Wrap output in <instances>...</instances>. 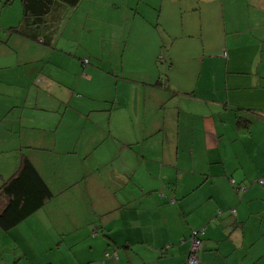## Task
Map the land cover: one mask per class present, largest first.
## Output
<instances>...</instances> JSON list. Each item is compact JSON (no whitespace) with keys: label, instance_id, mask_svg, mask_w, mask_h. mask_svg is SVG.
<instances>
[{"label":"crops","instance_id":"obj_1","mask_svg":"<svg viewBox=\"0 0 264 264\" xmlns=\"http://www.w3.org/2000/svg\"><path fill=\"white\" fill-rule=\"evenodd\" d=\"M244 1L264 24V0ZM240 2L83 0V22L76 20L75 31L94 23L89 16L107 23L108 7L131 9L127 15L135 10V32L133 21L127 32L122 28V37L134 33V49L151 60L135 74V85L145 89L135 86L134 92L120 79L124 67L118 73L102 63L103 53L116 50L94 55L62 45L65 34L47 46L10 33L22 9L2 19L14 1L0 0V177L14 171L17 149L25 147L57 193L54 202L14 228H0V264H184L196 230L203 231L198 264H213L214 257L225 264H260L264 215L248 226V196L254 190L264 194L252 181L264 177V140L253 125L257 113L264 121V110H257L264 108V27L254 32L255 42L242 43L233 12ZM205 27L214 33L215 47L176 44L201 37ZM99 35L106 40L107 32ZM174 45L182 55L164 69L167 89L155 85L156 59L169 56ZM213 54L221 56L214 60ZM85 57L91 58L84 67ZM95 88L99 94L93 98ZM174 97L185 100L187 109L177 107ZM112 99L120 109L131 108L123 110L129 127L120 135L112 113L101 112ZM240 117L248 118V128L236 124ZM99 124L121 144L103 146ZM123 149L130 151L131 165L121 163ZM97 151L103 155L97 158ZM67 167L73 170L68 176ZM82 172L84 181L74 182Z\"/></svg>","mask_w":264,"mask_h":264},{"label":"rangeland","instance_id":"obj_2","mask_svg":"<svg viewBox=\"0 0 264 264\" xmlns=\"http://www.w3.org/2000/svg\"><path fill=\"white\" fill-rule=\"evenodd\" d=\"M130 1H133V0H130ZM245 4L246 2L244 0H241L240 6L238 7V9H234L233 12H235L234 14H235L236 23L238 22L240 24L236 28L238 29L237 31H240L241 29V32L238 33V35L240 36L239 38L241 39L242 43H248V45H250L256 41L257 36H254V32L258 30L261 26L264 27V24L261 25V18L259 15V11L256 12L254 8L247 10V8L245 7ZM15 9L18 10V12L20 13L21 11L20 0H14V3H12L10 6L8 5L5 13L2 15V19L4 18V16L6 17L8 15L9 11L13 13ZM106 10L107 12L105 16H106V19L108 20L107 23L106 22L100 23L97 18L89 16L88 18L89 21H94V23L83 25L77 31H75L76 20L83 22V18H84L83 14L85 11V6L80 5V7H78L77 9H75L74 12L71 13L70 17L67 19V21L63 24L61 28V33H60L61 36L62 34H65L67 36L63 38L59 37L61 40L60 39L58 40H60V43L62 45L71 44L73 49L80 50V52H84V53L91 52L94 55H97V53L101 50H104V51L116 50L114 52L115 53L114 55H112L111 53H110L111 55L107 53H103L102 63L105 64L109 68H111V66L113 65L114 70L117 71L118 73L121 70V67H124L123 74L121 73L119 74V76H124V77H120V79L124 82L128 81L126 83L128 84L127 86L133 85L132 87H133L134 92H135V86L144 90L145 86L135 85V74L142 73L144 69L146 68V66L143 65L144 62H147L148 59L151 60V58L147 57L146 54H142L143 56L141 57L140 54L136 52V50L134 49V42H135L134 33L130 37L126 36L127 39L126 37H122V28H125L124 32H127L129 29H131L133 21H134L133 31L135 32V19H132V17H130V14H133V13L135 14V10H132L130 14L128 13V15L125 14L124 12H128L125 10H131V9H124L122 8V6H120V8H109L108 7L106 8ZM248 14H250V19H248ZM90 25H92L93 31L89 30ZM248 27H251L254 30L247 31ZM138 28H141V26L138 25ZM106 32H107L106 40L104 41L99 40V36H100L99 34H104ZM248 33H251V35H248ZM214 37H215L214 33L213 32L209 33L208 27H205L203 29V35L201 37L199 36L195 37V39L193 41H190L189 43L188 41L178 40V43L176 44H180V42L187 43L190 46H192V44H195L197 46L198 44H200L201 46L207 49L209 47L216 46L214 44ZM164 43L166 45L167 41H165ZM260 43L264 50V40H260ZM260 43L257 42V44H260ZM124 47H125V50H124ZM141 48H144V47H141ZM176 48H177L176 45L172 47L169 56L162 55L161 63L156 62L159 64L161 72L164 73V69L168 65L169 59H171L174 62L175 66L178 64V60L179 58H181L182 53H176ZM221 54H218V55L213 54L215 55L213 59L218 60L217 57L221 56ZM228 55H229V58L234 57L231 50L229 51ZM208 60L209 58L205 60V64H208L209 62ZM190 64H193V63H190ZM86 88L88 92L92 90L91 86H88ZM96 94H99V88H95L93 90L92 97L94 98V95ZM178 98L176 97L173 98V102H177V105H178L177 107H180L181 110L187 109L188 105L186 104L185 100L178 99ZM118 104L119 103L117 102V100L112 99V100H109L108 103L102 104L103 107L101 109L103 113H106L109 115L112 113L113 121L115 122L116 120L115 122L116 128L114 129V131L116 134L120 135V133L123 132V129L126 130L129 127L128 122L124 118H122V113L124 112L123 110L130 108V107L128 105H125V109H120L118 107ZM200 105L201 104H199V106ZM253 105H257V104H253ZM257 107H258L257 110H264V108L261 106L257 105ZM132 110L133 111L131 112H134L133 108ZM177 112L178 111L175 110L173 113L176 114ZM230 113L231 114L229 116L234 115L233 112H230ZM260 114L259 113L256 114L257 120L253 118L254 120L253 125H254V128L257 129L258 135L261 137V139L264 140V121L258 119L259 118L258 116H262ZM224 120H225V117H224ZM90 121L92 122L91 126H94L93 118ZM95 127L97 131L101 132L105 136L106 128L104 127V125L100 126L99 124L98 126H95ZM90 130L91 128L87 129V131H90ZM115 138L118 139L117 137ZM115 138L113 137L108 138V141L106 142V144L109 146H112L113 148L121 144L117 142L116 140H114ZM94 154H96L97 158L103 155L101 151H97V153H94ZM131 156L132 155L130 151L123 149L121 151V160H122L121 163L126 162L131 165L132 164ZM121 160H116L115 163L120 164ZM64 175L62 176V178H64ZM259 179L264 180V177H259V178L253 179L252 181H256L258 187L264 188V184L261 185L258 183ZM258 191L259 190H254L248 196L250 197V200L252 199L250 203L251 205L250 210L253 213L248 221L249 227L251 226V224H257V222L260 221V217L264 215V194L256 195ZM229 226H231V224ZM263 226H264V220H263ZM262 233H264V231L261 232V234ZM261 237H262V240H264V235ZM189 242H190V239H189ZM221 245L223 246V249H227V243L225 241L222 242ZM256 247L257 246H254L253 249ZM260 259L262 260L258 262H260V264H264V254ZM212 262L213 264H225L226 263L224 259H220V258L216 259V257L212 259ZM135 264H139V263L135 262Z\"/></svg>","mask_w":264,"mask_h":264},{"label":"trees","instance_id":"obj_3","mask_svg":"<svg viewBox=\"0 0 264 264\" xmlns=\"http://www.w3.org/2000/svg\"><path fill=\"white\" fill-rule=\"evenodd\" d=\"M3 1L5 4H10L14 0ZM82 1L83 0H20L22 9L21 18L15 26L9 27L7 31L29 40L39 41L44 45L51 46L53 41H55V37L60 35L63 24ZM90 58L91 57H85L81 60V65L85 67L90 64ZM80 59L81 58H78L79 61ZM156 62L161 63L162 57L157 56ZM157 65L159 64L157 63ZM158 73L159 76L155 81V85L163 86L168 89L169 78L167 73L161 72L160 69H158ZM77 103L78 100L75 101V105H77ZM69 105L73 106V103ZM87 115H89V113H87ZM248 123V118L240 117L236 124H242V127L245 129L248 128ZM109 137L111 138V136L106 135L104 140L100 143L106 146ZM125 142L126 140L122 141V143ZM26 147L38 149V146L26 145ZM24 149L25 147L17 149V164L14 171L6 178L0 177V228L4 232L14 228L37 211L44 209L50 202H54L56 200L55 196H57V193L51 189L49 183L31 161L30 157L25 153ZM67 164L71 165L69 161ZM69 168L70 167H67L65 170L67 176L73 171ZM79 177V180L74 182H83L86 174L82 172ZM262 180L263 179L258 180V183L261 185L264 184V180ZM240 190L243 192L244 187L240 186ZM233 213L235 214L234 210ZM198 231L199 230H196V232ZM100 232L105 238L112 241L111 236L107 234V230H103L101 227Z\"/></svg>","mask_w":264,"mask_h":264},{"label":"built area","instance_id":"obj_4","mask_svg":"<svg viewBox=\"0 0 264 264\" xmlns=\"http://www.w3.org/2000/svg\"><path fill=\"white\" fill-rule=\"evenodd\" d=\"M202 235H203L202 230H199L198 232H196V231L192 232V235L190 238L189 255H188L184 264H197V262H198L197 254L201 248Z\"/></svg>","mask_w":264,"mask_h":264},{"label":"clouds","instance_id":"obj_5","mask_svg":"<svg viewBox=\"0 0 264 264\" xmlns=\"http://www.w3.org/2000/svg\"><path fill=\"white\" fill-rule=\"evenodd\" d=\"M202 241V240H201Z\"/></svg>","mask_w":264,"mask_h":264}]
</instances>
